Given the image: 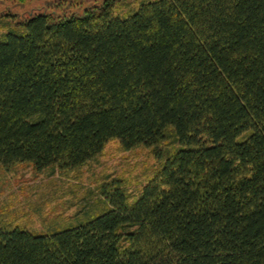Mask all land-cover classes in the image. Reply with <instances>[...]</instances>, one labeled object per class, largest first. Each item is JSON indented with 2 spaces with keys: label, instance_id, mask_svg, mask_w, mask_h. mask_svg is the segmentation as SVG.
I'll return each mask as SVG.
<instances>
[{
  "label": "trees",
  "instance_id": "16d2710c",
  "mask_svg": "<svg viewBox=\"0 0 264 264\" xmlns=\"http://www.w3.org/2000/svg\"><path fill=\"white\" fill-rule=\"evenodd\" d=\"M125 6L0 35V164L73 169L118 139L160 166L75 224L0 225V264H264V0Z\"/></svg>",
  "mask_w": 264,
  "mask_h": 264
},
{
  "label": "rangeland",
  "instance_id": "374dc122",
  "mask_svg": "<svg viewBox=\"0 0 264 264\" xmlns=\"http://www.w3.org/2000/svg\"><path fill=\"white\" fill-rule=\"evenodd\" d=\"M118 11L137 7L142 0H114ZM105 0H0V35L29 17L47 13L53 21L82 15ZM167 147L161 144L159 148ZM156 147L140 145L125 150L118 139L103 151L73 169L38 170L32 163L10 168L0 164V225H20L35 232L75 224L86 211L98 212L102 204L101 183L118 177L132 196L138 195L160 166Z\"/></svg>",
  "mask_w": 264,
  "mask_h": 264
}]
</instances>
